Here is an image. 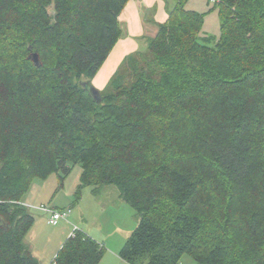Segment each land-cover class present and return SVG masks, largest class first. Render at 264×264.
<instances>
[{"label":"trees","instance_id":"16d2710c","mask_svg":"<svg viewBox=\"0 0 264 264\" xmlns=\"http://www.w3.org/2000/svg\"><path fill=\"white\" fill-rule=\"evenodd\" d=\"M128 1L0 0V264H38L22 201L76 164L78 191L114 186L139 218L122 261L264 264V0H210L217 39L178 0L97 103ZM101 257L79 231L50 264Z\"/></svg>","mask_w":264,"mask_h":264},{"label":"rangeland","instance_id":"374dc122","mask_svg":"<svg viewBox=\"0 0 264 264\" xmlns=\"http://www.w3.org/2000/svg\"><path fill=\"white\" fill-rule=\"evenodd\" d=\"M212 7L213 5H210L209 8ZM219 25V22L211 23L210 19H207L202 33L217 39ZM1 44L2 40L0 48ZM132 58L139 60L140 56L133 55ZM118 68L120 75L128 73L126 61H121ZM104 89L105 87L98 91ZM80 172V166L76 164L70 166V172L66 177L54 173L45 181L34 179L23 199L29 208L28 213L35 220L24 242L38 264L52 262L61 244L68 239L72 225L78 227L100 246L102 257L98 264H118L122 261L118 256L119 251L137 227L139 218L134 210L119 198V192L114 186H105L95 193L88 187L78 191ZM40 205L55 210L70 209L67 221H60L56 226L48 225L44 214L30 208ZM145 260L146 257L136 259L134 264H143ZM179 264L197 263L192 258L184 256Z\"/></svg>","mask_w":264,"mask_h":264},{"label":"crops","instance_id":"0c3cea01","mask_svg":"<svg viewBox=\"0 0 264 264\" xmlns=\"http://www.w3.org/2000/svg\"><path fill=\"white\" fill-rule=\"evenodd\" d=\"M177 1L129 0L127 2L118 18L122 33L121 38L92 79L93 88L97 90L104 88L121 61H126L128 57L146 48L147 41L155 37L158 25L167 21L169 13L174 9ZM210 5H213L210 0H187L185 9L189 12L204 15L203 29L207 24V19H210L211 23L219 22L217 12L214 9L211 10ZM22 202L27 204L24 200ZM118 264L127 263L119 261Z\"/></svg>","mask_w":264,"mask_h":264},{"label":"built area","instance_id":"2783aa9c","mask_svg":"<svg viewBox=\"0 0 264 264\" xmlns=\"http://www.w3.org/2000/svg\"><path fill=\"white\" fill-rule=\"evenodd\" d=\"M24 206L27 209H29L26 204H24ZM30 208L40 211L42 214H44L46 216L47 224L51 226H56L60 221H67L68 216L70 214V209L55 210L53 208H49L44 205H40L39 207H30ZM79 231L80 230L76 226L72 225L71 232L68 235V239L74 238L76 233Z\"/></svg>","mask_w":264,"mask_h":264},{"label":"water","instance_id":"95a60500","mask_svg":"<svg viewBox=\"0 0 264 264\" xmlns=\"http://www.w3.org/2000/svg\"><path fill=\"white\" fill-rule=\"evenodd\" d=\"M29 58L32 60V62H33V64L35 66L39 65L38 56L36 54H32ZM89 92H90V95H91L92 99L94 101H96L97 103H99L100 100H101L99 91L97 89H95V88H91V89H89Z\"/></svg>","mask_w":264,"mask_h":264}]
</instances>
